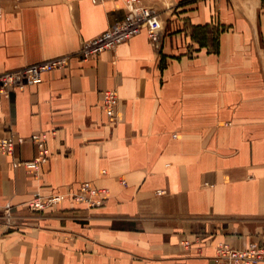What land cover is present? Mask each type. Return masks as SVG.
I'll list each match as a JSON object with an SVG mask.
<instances>
[{"label": "crops", "instance_id": "crops-1", "mask_svg": "<svg viewBox=\"0 0 264 264\" xmlns=\"http://www.w3.org/2000/svg\"><path fill=\"white\" fill-rule=\"evenodd\" d=\"M142 30L113 49L0 95V137L55 130L37 173L26 139L0 154V264H215L220 242L264 246V0H140ZM0 74L106 30L124 0H3ZM148 27L158 31L153 42ZM118 96L116 120L101 93ZM83 181L89 207L36 192Z\"/></svg>", "mask_w": 264, "mask_h": 264}, {"label": "built area", "instance_id": "built-area-1", "mask_svg": "<svg viewBox=\"0 0 264 264\" xmlns=\"http://www.w3.org/2000/svg\"><path fill=\"white\" fill-rule=\"evenodd\" d=\"M94 2L99 0H93ZM125 13L121 19L113 22L106 30L82 42L78 51L72 55H61L51 59L19 67L0 74V95L8 96L11 88L23 90L27 85L36 83L43 73L61 69L68 65L73 57L87 59L110 50L138 34L149 20L150 12L143 8L140 0H124ZM1 15V11H0ZM153 42L158 40V31L154 27L147 29ZM102 109L110 121L116 120V106L118 96L114 89H104L101 93ZM55 130L39 131L28 137L10 133L0 137V154L12 155L17 144L26 139L31 140L36 147L35 156L31 159H16L12 161L13 167H24L28 171L37 173L42 164L49 158V149L46 145L49 135ZM106 189L94 187L90 181H83L76 190L62 193L42 195L36 192L26 202L32 211H42L61 202L66 196L74 201L83 202L89 207L102 204ZM215 264H264V246H249L238 249L226 242H220L215 247Z\"/></svg>", "mask_w": 264, "mask_h": 264}, {"label": "rangeland", "instance_id": "rangeland-1", "mask_svg": "<svg viewBox=\"0 0 264 264\" xmlns=\"http://www.w3.org/2000/svg\"><path fill=\"white\" fill-rule=\"evenodd\" d=\"M3 1V0H0V2Z\"/></svg>", "mask_w": 264, "mask_h": 264}]
</instances>
